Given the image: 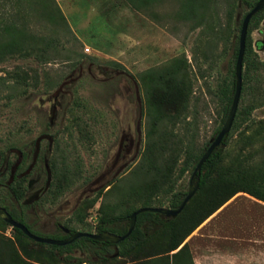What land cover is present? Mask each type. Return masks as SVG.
I'll return each mask as SVG.
<instances>
[{
	"label": "rangeland",
	"instance_id": "obj_1",
	"mask_svg": "<svg viewBox=\"0 0 264 264\" xmlns=\"http://www.w3.org/2000/svg\"><path fill=\"white\" fill-rule=\"evenodd\" d=\"M54 1L60 17L46 9L45 22L25 16L19 30L0 34V177L7 161L23 178L18 185L7 175L11 190L0 185V193L35 234L59 235L74 212L94 233L100 217L145 203L166 208L170 195L187 191L195 163L186 161L223 124L213 91L248 6ZM34 28L44 39L59 34L49 63L27 55ZM249 40L264 61V19ZM249 107L231 125L216 173L171 223L124 257L91 262L75 250L73 264H264V201L248 194L264 199L255 184L264 171V99L239 97L236 112ZM0 264L63 263L0 220Z\"/></svg>",
	"mask_w": 264,
	"mask_h": 264
},
{
	"label": "trees",
	"instance_id": "obj_2",
	"mask_svg": "<svg viewBox=\"0 0 264 264\" xmlns=\"http://www.w3.org/2000/svg\"><path fill=\"white\" fill-rule=\"evenodd\" d=\"M248 6V11L253 7L254 3L258 0H240ZM53 9L56 10L57 15L59 13L57 11V7L55 5L54 0H1L0 3V25L1 35L5 36L12 31H17L22 26V20L25 16H31L34 19H42L45 22V10ZM7 12V13H5ZM3 15H7L3 17ZM60 17V16H59ZM244 17V16H243ZM5 18V19H4ZM243 19V18H242ZM241 19V21H242ZM262 19H264V8L255 13L249 20L247 25L246 37H245V45H244V53L242 57V71H241V91L240 98H252L255 101H259L264 99V61L258 59L256 53L252 50L251 42L249 40V35L255 25H257ZM240 21V24H241ZM240 24L238 27V33L240 29ZM62 34L68 33L69 31L66 26H63ZM53 36L48 39H44L43 31L40 29H32L31 30V44L27 50L28 56L37 61L38 63H49V61L53 60L57 55V40L59 34L52 33ZM73 42H77V39L71 35L70 38ZM71 40H67V44H71ZM238 48V35L234 39V43L231 48V54L226 62V70L223 77L220 79L219 83L216 85L215 90L213 91V95L219 101L221 105V120L224 122L226 115L228 113V109L231 103V98L234 90V65ZM13 51H9L11 53ZM66 57L71 54L70 49H65ZM58 56V55H57ZM74 106L76 109L83 108L84 105L79 99H75ZM252 107L244 109L241 112H236L232 127L235 128L238 124L242 122L240 115L248 114ZM243 116V115H242ZM219 129L216 130L215 134L218 133ZM226 144V136L224 137L221 144L214 148L208 158L203 162L200 167L199 177H198V186L197 190L201 189L216 173L219 163L221 161L223 155V147ZM208 144L202 151V153L207 148ZM198 155L197 157H191L186 161V166L194 162V166L196 165L198 159L202 155ZM23 156V155H22ZM9 164L6 161L4 164V173L0 177V185L4 186L6 190H11V182L21 184L23 178L18 177L17 172L20 169V166L16 167V169L9 170ZM11 168V167H10ZM194 168V167H193ZM193 171V169H192ZM7 175H10L11 182L4 184V180L7 178ZM257 187H264V171H262L255 181ZM233 192L230 195H227L225 200L221 203L223 204L226 200L231 198L234 194ZM186 192H175L168 197L166 200V208L176 209L178 205L181 203L185 196ZM249 195L263 200L261 197L257 196L255 193L248 192ZM189 201V200H188ZM186 205V203H185ZM184 205V207H185ZM162 205L158 204L156 207H161ZM0 207H3L11 216V218L19 223H22L30 233L38 236V237H46L52 239H65L68 235L75 232H83L90 233L88 230V225L85 222L83 216L74 212L71 218L67 220L62 226L69 231L68 234L63 233L57 226L56 231L60 232L59 235L51 234L49 236H40L30 231V228L24 223L22 217L17 215L12 209H9L7 205L4 203V197L1 196L0 193ZM142 207H152L151 204L145 203ZM182 208V210L184 209ZM219 208L217 206L211 213L216 211ZM181 210V211H182ZM135 211V210H134ZM134 211L126 214V215H117V216H108V217H100L97 219V222L94 226V233H102L109 232L118 236H122L125 234L127 229V224L129 221V216ZM180 211V212H181ZM179 212V213H180ZM178 213V214H179ZM209 213V215H211ZM177 214V215H178ZM176 215V216H177ZM165 218L163 215L157 213H141L138 214L135 218L134 227L131 233L121 242L117 244H111L109 242H98L88 238H79L73 241L69 245L65 246H53V245H45L50 253L53 256L57 257L63 264H73L74 258L72 253L75 250L85 251L89 254V261L91 262H101L107 260L109 257H124L131 253L136 248L140 247L150 238H152L155 234H157L162 228H164L167 224L171 223L172 220L176 217ZM16 233H19L25 236L18 229L12 228ZM26 237V236H25ZM179 245V244H178ZM178 245L172 247L170 251L176 249ZM76 262L83 263V260H75Z\"/></svg>",
	"mask_w": 264,
	"mask_h": 264
},
{
	"label": "water",
	"instance_id": "obj_3",
	"mask_svg": "<svg viewBox=\"0 0 264 264\" xmlns=\"http://www.w3.org/2000/svg\"><path fill=\"white\" fill-rule=\"evenodd\" d=\"M263 8H264V0L256 1L253 7L244 15L241 21L240 29L238 33V48H237V54H236V59H235V65H234V90H233V95L231 98V103L228 109V113L218 133L215 135L213 139L209 141L207 148L202 153L196 165L194 166L193 171L190 175L189 182H188L186 194L176 209H169V208H164V207L138 208L133 213L130 214L126 232L122 236H118V235H115L109 232H102V233L75 232V233L68 235L65 239H52V238H46V237H38L30 233L28 229L22 223H19L13 220L11 216L9 215V213L3 207H0V220H2L4 223L9 225L11 228L18 229L27 238H29L30 240L36 243L60 247V246L69 245L73 241L79 238H83V237L94 240V241H98V242H109L111 244H117L121 242L122 240H124L131 233L134 227L135 218L138 214H141V213H157V214L163 215L165 218L176 216L182 210L185 203L193 196V194L197 190L198 177H199L201 165L208 158L212 150L221 144L224 137L228 134L231 128V125H232V122H233V119L236 113L238 100L240 97V91H241L242 57L244 53L247 25H248L250 18L255 13H257ZM59 229L65 234L69 233V231L61 225H59Z\"/></svg>",
	"mask_w": 264,
	"mask_h": 264
},
{
	"label": "flooded vegetation",
	"instance_id": "obj_4",
	"mask_svg": "<svg viewBox=\"0 0 264 264\" xmlns=\"http://www.w3.org/2000/svg\"><path fill=\"white\" fill-rule=\"evenodd\" d=\"M19 157L22 158V154H19ZM21 158H20V159H21ZM14 169H16V167H14ZM57 227L59 228V225H57Z\"/></svg>",
	"mask_w": 264,
	"mask_h": 264
},
{
	"label": "built area",
	"instance_id": "obj_5",
	"mask_svg": "<svg viewBox=\"0 0 264 264\" xmlns=\"http://www.w3.org/2000/svg\"><path fill=\"white\" fill-rule=\"evenodd\" d=\"M85 51H88V49L86 48Z\"/></svg>",
	"mask_w": 264,
	"mask_h": 264
}]
</instances>
